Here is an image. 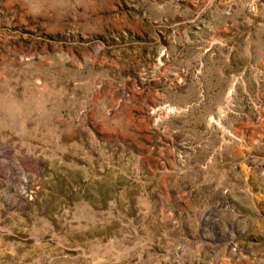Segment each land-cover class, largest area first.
Here are the masks:
<instances>
[{
    "label": "rangeland",
    "instance_id": "rangeland-1",
    "mask_svg": "<svg viewBox=\"0 0 264 264\" xmlns=\"http://www.w3.org/2000/svg\"><path fill=\"white\" fill-rule=\"evenodd\" d=\"M0 264H264V0H0Z\"/></svg>",
    "mask_w": 264,
    "mask_h": 264
}]
</instances>
